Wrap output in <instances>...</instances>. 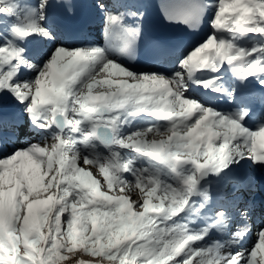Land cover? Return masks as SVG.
Here are the masks:
<instances>
[{
    "label": "snow or ice",
    "instance_id": "6c2138e0",
    "mask_svg": "<svg viewBox=\"0 0 264 264\" xmlns=\"http://www.w3.org/2000/svg\"><path fill=\"white\" fill-rule=\"evenodd\" d=\"M151 7L0 0V264H264V0H163L211 31L136 69Z\"/></svg>",
    "mask_w": 264,
    "mask_h": 264
},
{
    "label": "bare ground",
    "instance_id": "6f19581e",
    "mask_svg": "<svg viewBox=\"0 0 264 264\" xmlns=\"http://www.w3.org/2000/svg\"><path fill=\"white\" fill-rule=\"evenodd\" d=\"M100 25H101V24H100ZM93 38H94L93 41L98 42V43H102L101 31H97V32H95L94 35H93ZM97 90H99V89H97ZM94 91H96V90H94ZM223 101H225V100H223ZM11 104H12V102H10V103H8V104H6V105H11ZM6 105H4V104H0V110H1V109H4ZM222 108H224V107H222ZM25 143H26L25 138H24L23 136H21V137L15 142L14 145H9V148H11V147H23V146L25 145ZM95 171H96V170L93 169V172H95ZM247 172H248V169H242V170L239 171L238 174L241 175V176H244V175L247 174ZM255 176H256V181H257L256 199H257L258 201H260V200H259V195L261 194L262 189H264V186L261 187V182L264 181V169H257V170L255 171ZM126 194H127V195H130V196H133L132 192H127V190H126ZM253 240H254V237H249V239L245 242V247L250 246L251 243L253 242Z\"/></svg>",
    "mask_w": 264,
    "mask_h": 264
},
{
    "label": "rangeland",
    "instance_id": "374dc122",
    "mask_svg": "<svg viewBox=\"0 0 264 264\" xmlns=\"http://www.w3.org/2000/svg\"><path fill=\"white\" fill-rule=\"evenodd\" d=\"M133 196H131L132 199H136L138 195V190L137 191H132ZM261 194H264V189H262Z\"/></svg>",
    "mask_w": 264,
    "mask_h": 264
}]
</instances>
